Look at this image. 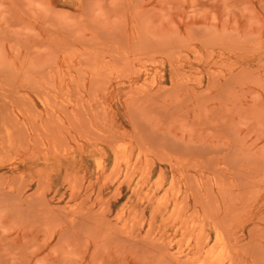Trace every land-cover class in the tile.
I'll use <instances>...</instances> for the list:
<instances>
[{
  "label": "rangeland",
  "instance_id": "rangeland-1",
  "mask_svg": "<svg viewBox=\"0 0 264 264\" xmlns=\"http://www.w3.org/2000/svg\"><path fill=\"white\" fill-rule=\"evenodd\" d=\"M0 264H264V0H0Z\"/></svg>",
  "mask_w": 264,
  "mask_h": 264
},
{
  "label": "bare ground",
  "instance_id": "bare-ground-1",
  "mask_svg": "<svg viewBox=\"0 0 264 264\" xmlns=\"http://www.w3.org/2000/svg\"><path fill=\"white\" fill-rule=\"evenodd\" d=\"M219 241V240H218Z\"/></svg>",
  "mask_w": 264,
  "mask_h": 264
}]
</instances>
